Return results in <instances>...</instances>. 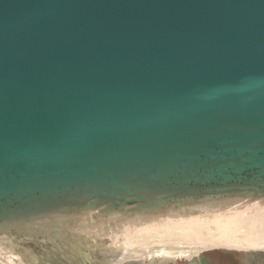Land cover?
I'll return each instance as SVG.
<instances>
[{
	"label": "water",
	"instance_id": "1",
	"mask_svg": "<svg viewBox=\"0 0 264 264\" xmlns=\"http://www.w3.org/2000/svg\"><path fill=\"white\" fill-rule=\"evenodd\" d=\"M248 208L264 0H0V264H108L124 230Z\"/></svg>",
	"mask_w": 264,
	"mask_h": 264
},
{
	"label": "bare ground",
	"instance_id": "2",
	"mask_svg": "<svg viewBox=\"0 0 264 264\" xmlns=\"http://www.w3.org/2000/svg\"><path fill=\"white\" fill-rule=\"evenodd\" d=\"M146 227L124 230L119 242L123 254L108 264L152 258L190 260L212 248L264 250V216L252 208L217 213L205 219L168 220ZM152 245L160 247L151 249Z\"/></svg>",
	"mask_w": 264,
	"mask_h": 264
},
{
	"label": "rangeland",
	"instance_id": "3",
	"mask_svg": "<svg viewBox=\"0 0 264 264\" xmlns=\"http://www.w3.org/2000/svg\"><path fill=\"white\" fill-rule=\"evenodd\" d=\"M124 264H264V250H236L212 248L202 251L190 260L152 258L148 260L128 261Z\"/></svg>",
	"mask_w": 264,
	"mask_h": 264
}]
</instances>
